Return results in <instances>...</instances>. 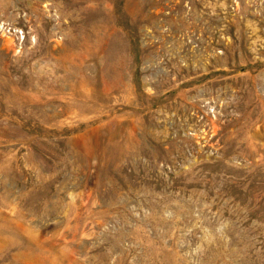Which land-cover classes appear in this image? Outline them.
I'll return each mask as SVG.
<instances>
[{
  "label": "rangeland",
  "instance_id": "obj_1",
  "mask_svg": "<svg viewBox=\"0 0 264 264\" xmlns=\"http://www.w3.org/2000/svg\"><path fill=\"white\" fill-rule=\"evenodd\" d=\"M0 264H264V0H0Z\"/></svg>",
  "mask_w": 264,
  "mask_h": 264
}]
</instances>
